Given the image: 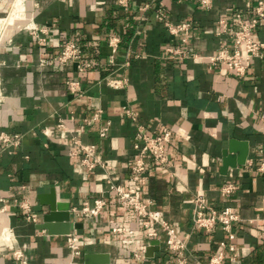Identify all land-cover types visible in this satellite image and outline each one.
Returning <instances> with one entry per match:
<instances>
[{"label": "crops", "instance_id": "obj_1", "mask_svg": "<svg viewBox=\"0 0 264 264\" xmlns=\"http://www.w3.org/2000/svg\"><path fill=\"white\" fill-rule=\"evenodd\" d=\"M10 1L0 0V18ZM257 1L210 0L206 7L197 0H128L124 7L116 0H25L23 18L0 38V136L19 137L17 144L0 140V264H84L87 254L107 256L109 264H208L218 253L220 264H264V176L257 170L264 156V56L253 57L243 76L209 60L223 42L230 45L235 29L229 22L223 31L218 21L236 14L249 21ZM159 2L170 22H191L186 44L156 19ZM253 37L264 43V22ZM69 40L82 49L80 62L57 60ZM168 47L183 54L171 58ZM140 129L170 133L167 164L148 161L135 195L159 211L182 249L171 250L157 225L158 237L147 236V220L111 190L134 187ZM232 139L246 142L248 155L223 173L222 151ZM80 146H93L89 160L100 164L82 166ZM101 197L106 205L97 216L78 211ZM196 198L238 220L229 231L220 223L197 228ZM51 204L69 209L78 225L70 234L80 239L79 256L67 235L38 228Z\"/></svg>", "mask_w": 264, "mask_h": 264}, {"label": "built area", "instance_id": "obj_2", "mask_svg": "<svg viewBox=\"0 0 264 264\" xmlns=\"http://www.w3.org/2000/svg\"><path fill=\"white\" fill-rule=\"evenodd\" d=\"M121 6H128V0H116ZM200 4L208 7L210 0H197ZM146 8H143L145 10ZM253 18L249 21H245L240 14H236L231 19H220L218 24L223 31H227L229 22L235 24V29L230 36V45L223 42L217 52L209 57L212 64H225L227 68L238 76H243L250 64V60L253 57H263L262 50L264 49V43L257 41L253 34L258 26L264 22V0H258L253 8ZM156 19L161 22L169 35L173 38H177L181 43L186 44L191 35V22L183 21L179 23L170 22L164 11L163 2H159L155 10ZM117 38L110 39V45L112 50L117 47ZM167 54L171 58L181 56L183 50L178 48L168 47L166 49ZM82 58V49L72 40L64 43L63 49L57 56V60L60 62L76 61L80 62ZM84 65H80L82 70ZM133 118L132 114H130ZM96 113L94 117L96 118ZM86 122L89 123L88 120ZM62 126V124H60ZM107 128H103L100 132V137L106 135ZM5 144H17L19 137L11 140L8 136H0ZM170 141V133L148 135L143 130H139L136 134V141L133 144V148L137 153L136 158L130 168V182L134 184V187L129 190H124L121 187L111 185V190L116 194L120 204L127 210L132 211L136 216L146 219L144 228L147 236L156 238L159 235L158 227L161 231L166 232L167 239L166 244L171 250H179L184 247L182 241L176 236L175 231L164 221L161 220L160 213L157 210L151 209L147 201L140 200L135 194L136 191L144 184V173L146 171L147 162L152 161L155 164L165 165L167 164L166 147ZM79 151H85V158L81 161V165L87 169H92L95 164H100L97 161L89 160L93 157V146L83 147L80 146ZM257 170L264 176V156L260 160ZM231 190V186H227L224 192L227 193ZM106 200L96 198L92 204L89 202H83L78 209L83 215L97 216L105 207ZM195 212L193 217L194 226L204 230H211L216 223H220L225 230L229 231L231 224L238 220V217L233 214L228 208L215 211L210 209L203 198H196L195 200ZM28 219L36 221V218L29 216ZM157 225V226H156ZM232 237V236H231ZM223 246V244H221ZM67 246L71 251L72 256H79L81 254L80 239L74 235L69 234L67 236ZM233 250V247H230ZM222 261V254L218 253L213 255L208 264H220Z\"/></svg>", "mask_w": 264, "mask_h": 264}, {"label": "water", "instance_id": "obj_3", "mask_svg": "<svg viewBox=\"0 0 264 264\" xmlns=\"http://www.w3.org/2000/svg\"><path fill=\"white\" fill-rule=\"evenodd\" d=\"M248 155V144L238 140H230L227 148L222 151L221 171L227 173L230 168H236L246 162ZM54 204H51V209L48 213L42 216V222L38 228L46 230L51 235H69L71 230L77 228L78 225L71 220L69 209L58 211ZM158 242L152 241L154 246ZM150 252V250H149ZM101 260L98 262L97 260ZM84 264H109L107 256H94L87 254L84 256Z\"/></svg>", "mask_w": 264, "mask_h": 264}, {"label": "rangeland", "instance_id": "obj_4", "mask_svg": "<svg viewBox=\"0 0 264 264\" xmlns=\"http://www.w3.org/2000/svg\"><path fill=\"white\" fill-rule=\"evenodd\" d=\"M25 0H11L8 5V16L0 18V38L5 35L7 26H13L14 22L18 19L23 18V10ZM6 28V29H5Z\"/></svg>", "mask_w": 264, "mask_h": 264}, {"label": "bare ground", "instance_id": "obj_5", "mask_svg": "<svg viewBox=\"0 0 264 264\" xmlns=\"http://www.w3.org/2000/svg\"><path fill=\"white\" fill-rule=\"evenodd\" d=\"M7 5V4H6Z\"/></svg>", "mask_w": 264, "mask_h": 264}]
</instances>
